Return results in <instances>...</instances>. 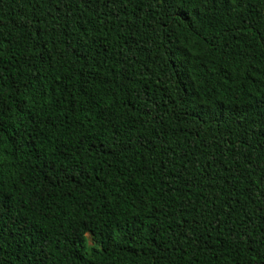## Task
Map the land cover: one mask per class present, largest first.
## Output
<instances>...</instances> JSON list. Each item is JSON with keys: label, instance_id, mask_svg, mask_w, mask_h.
I'll return each mask as SVG.
<instances>
[{"label": "trees", "instance_id": "16d2710c", "mask_svg": "<svg viewBox=\"0 0 264 264\" xmlns=\"http://www.w3.org/2000/svg\"><path fill=\"white\" fill-rule=\"evenodd\" d=\"M0 264H264V0H0Z\"/></svg>", "mask_w": 264, "mask_h": 264}, {"label": "rangeland", "instance_id": "374dc122", "mask_svg": "<svg viewBox=\"0 0 264 264\" xmlns=\"http://www.w3.org/2000/svg\"><path fill=\"white\" fill-rule=\"evenodd\" d=\"M87 238L89 239V243L91 244L90 235L89 234H87Z\"/></svg>", "mask_w": 264, "mask_h": 264}]
</instances>
